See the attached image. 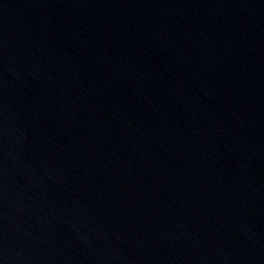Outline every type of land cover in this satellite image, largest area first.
<instances>
[{
  "label": "water",
  "instance_id": "obj_1",
  "mask_svg": "<svg viewBox=\"0 0 264 264\" xmlns=\"http://www.w3.org/2000/svg\"><path fill=\"white\" fill-rule=\"evenodd\" d=\"M0 264H264V0H0Z\"/></svg>",
  "mask_w": 264,
  "mask_h": 264
}]
</instances>
